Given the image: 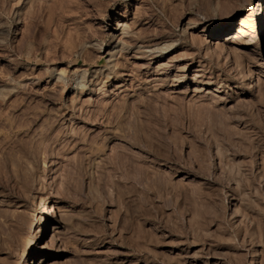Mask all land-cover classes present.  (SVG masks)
Masks as SVG:
<instances>
[{"label": "rangeland", "instance_id": "374dc122", "mask_svg": "<svg viewBox=\"0 0 264 264\" xmlns=\"http://www.w3.org/2000/svg\"><path fill=\"white\" fill-rule=\"evenodd\" d=\"M258 2L0 0V264H264Z\"/></svg>", "mask_w": 264, "mask_h": 264}, {"label": "bare ground", "instance_id": "6f19581e", "mask_svg": "<svg viewBox=\"0 0 264 264\" xmlns=\"http://www.w3.org/2000/svg\"><path fill=\"white\" fill-rule=\"evenodd\" d=\"M125 23V22H124ZM120 27L122 26L119 25ZM260 26V27H259ZM119 28V27H118ZM253 28V27H252ZM254 28H256L257 30L259 28H261V31L264 33V0H259L258 2V6H257V10H256V15H255V23H254ZM124 26H123V30H124ZM121 30V29H120ZM126 30V29H125ZM247 32L244 31V30H240L239 31V34H246ZM249 33V32H248ZM250 34V33H249ZM256 34V33H255ZM119 35V34H118ZM247 35V34H246ZM251 35V34H250ZM248 36V35H247ZM247 36H244V37H247ZM251 37V36H249ZM254 37V36H253ZM257 37V36H256ZM254 84V83H253ZM249 87V86H247ZM254 87V86H253ZM43 196V195H42ZM45 199V198H44ZM44 199L42 198V200H40V204L42 205L41 202L45 203ZM46 200V199H45ZM48 201V200H46ZM47 204V203H46ZM40 205V207H41ZM49 207V206H48ZM55 207V206H54ZM42 209V208H41Z\"/></svg>", "mask_w": 264, "mask_h": 264}]
</instances>
